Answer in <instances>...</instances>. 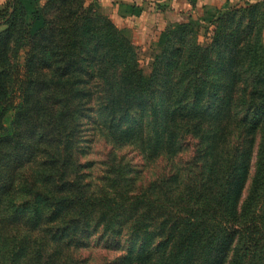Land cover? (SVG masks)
<instances>
[{
  "label": "trees",
  "instance_id": "trees-1",
  "mask_svg": "<svg viewBox=\"0 0 264 264\" xmlns=\"http://www.w3.org/2000/svg\"><path fill=\"white\" fill-rule=\"evenodd\" d=\"M207 22L168 26L145 74L85 0L0 7V264H264V1Z\"/></svg>",
  "mask_w": 264,
  "mask_h": 264
},
{
  "label": "crops",
  "instance_id": "crops-1",
  "mask_svg": "<svg viewBox=\"0 0 264 264\" xmlns=\"http://www.w3.org/2000/svg\"><path fill=\"white\" fill-rule=\"evenodd\" d=\"M108 8L115 27L124 30L131 43L144 51L162 40L168 26L188 20L203 21L230 3L264 0H86ZM264 39V32H263Z\"/></svg>",
  "mask_w": 264,
  "mask_h": 264
},
{
  "label": "rangeland",
  "instance_id": "rangeland-1",
  "mask_svg": "<svg viewBox=\"0 0 264 264\" xmlns=\"http://www.w3.org/2000/svg\"><path fill=\"white\" fill-rule=\"evenodd\" d=\"M45 1L46 0H21V2L24 3V5L26 6V8H28V10L32 9V6L34 3L42 5ZM146 1L149 2L150 0H146ZM6 2L7 0H0V7L5 5ZM85 2L87 6H92L94 9H96L97 12L102 13L105 16H107L108 8L106 9L104 7L97 5L95 1L85 0ZM210 18L208 15L206 16L205 20H203L202 22L199 21L201 26L199 27L198 31L196 30L197 31L196 33L197 41L203 42L206 39L208 35L207 32L210 30V27L207 26L208 25L207 21H209ZM123 32L125 31L123 30ZM192 36H194V30L192 31L191 29L189 32L187 41L192 40ZM163 43H164V39L162 38V40H159L156 44H154L153 46L149 48H146L144 51L142 50V48H139L138 46L134 45L135 52L138 58L139 68L145 74H149L151 72L152 62L154 61L155 57L158 56L159 53L162 51ZM19 62L21 65H23L24 52H21ZM5 125L7 128L10 126V119L7 122H5ZM100 126L102 127L103 125L100 124ZM85 145H84V149L86 148ZM111 150H112V144L109 142H106L105 138L97 135L96 139H94V141H92V143L90 144L89 154L86 157L81 158L83 162L92 161L95 163L94 168L90 170V174L92 175L93 179H95L97 176H100L102 168L104 170L105 166L103 167L102 163L107 161L108 159L107 155ZM114 151L115 153H117L119 157H123V160L132 162L133 164L136 165V168L138 170H142V176L144 177L145 180H148V178L152 177L162 167V163H159V162L154 166L153 165H148V166L142 165L141 156L137 154V151L134 150L132 147H124L121 149H116ZM91 246H92L91 248L81 252V257L88 259L87 264H105L106 262L112 260L116 256V254L104 248L102 244H94Z\"/></svg>",
  "mask_w": 264,
  "mask_h": 264
}]
</instances>
